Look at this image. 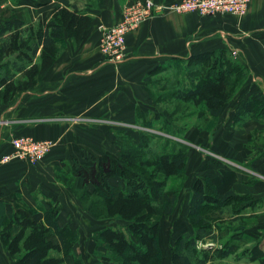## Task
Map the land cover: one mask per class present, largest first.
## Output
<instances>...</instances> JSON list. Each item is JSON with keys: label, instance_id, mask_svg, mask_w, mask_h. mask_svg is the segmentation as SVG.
Returning a JSON list of instances; mask_svg holds the SVG:
<instances>
[{"label": "crops", "instance_id": "crops-1", "mask_svg": "<svg viewBox=\"0 0 264 264\" xmlns=\"http://www.w3.org/2000/svg\"><path fill=\"white\" fill-rule=\"evenodd\" d=\"M70 1L93 19L90 28L85 30L81 43L76 45L74 40L67 36L56 61L43 77L42 88L35 87L36 89L24 92L14 104H6L5 108H0V214L12 213L27 204L25 201L30 203V179H33L31 172L39 171V168L46 166L48 162L50 167L55 166L64 158H76L80 154L83 155V152L98 155L94 151V126L78 128L64 122H49L74 119V115H15L26 97L47 99L53 96L78 103L81 100H89L82 87L107 86L109 82L105 81L113 76V80L118 81L121 86V104L126 101L140 103L144 97L141 80L159 65L228 49L232 58L247 68L248 75L224 106L220 116L213 118L209 115L214 121L212 129L195 128L189 132L197 135L198 148H190L186 170H193L197 166L199 176L209 177L220 195L233 191L240 198L237 208L239 212L233 213L231 217L234 219L230 220V223H218L222 227L216 229V240H208L207 243L200 241V245L209 248L215 246L216 249L221 241L218 235L225 236L229 233V237L222 238L217 248L229 245L235 249L230 254L222 258L217 256L206 264H264V118L246 117L238 123L233 119L242 100L249 98L258 89L264 91V0H251L244 16H202L194 12L173 11L157 14L127 34L125 59L115 64L107 62L101 54L100 26L118 23L123 18L126 7L135 0ZM154 1L171 4L181 0ZM58 4L59 0L51 5L48 13L42 15L43 18H47ZM40 16L41 14L34 17L37 19ZM94 81V84H89ZM130 81L134 86L133 91L127 89V82ZM79 93L83 94L85 99L80 97ZM85 118L109 120L90 116ZM15 122H26L28 125L17 129ZM73 128L77 129L80 138L74 142L67 138L64 141L66 146L56 143L59 138H65L67 131ZM21 131L36 139L53 140L54 153L35 164L20 158L3 161L5 155L13 152L12 142ZM87 142L89 144H86ZM75 149L76 154L71 152ZM100 152L99 155L108 154L103 150Z\"/></svg>", "mask_w": 264, "mask_h": 264}, {"label": "trees", "instance_id": "trees-1", "mask_svg": "<svg viewBox=\"0 0 264 264\" xmlns=\"http://www.w3.org/2000/svg\"><path fill=\"white\" fill-rule=\"evenodd\" d=\"M92 20L70 0H59L50 17H40L38 22L19 17L5 20L0 29V108L38 86L56 61L66 37L79 45ZM6 33L7 37H3ZM184 60L195 69L189 73V87L179 88L176 96L203 105L211 117L218 118L233 96L232 87L242 83L240 78L245 76L247 68L233 59L228 49ZM159 66L149 74L158 71ZM246 117L264 118L263 90H256L239 103L234 122ZM145 147L121 141L119 158L102 155L97 158L98 165L91 169L68 165L66 170L83 176L103 192L107 216H119L127 222V230L108 226L95 235V240L107 245L110 252L121 258L122 264H164L159 243L160 222L155 217L168 218L174 212L178 195L164 187L167 178L184 172L187 164L188 152L180 144L173 151L161 154L154 151L150 154L151 150L148 153ZM112 176H124L126 184L117 182L109 189L103 187L102 183ZM239 200L233 191L220 195L209 177L200 176L193 186L188 211L195 232L183 233L175 239L172 264H206L217 256L230 254L235 247H199V242L216 240L215 226L222 227L218 225L220 222H215L219 218L216 213L222 215L226 209L239 212V205L231 210V204ZM57 211L48 210L43 219L37 220L32 208L20 206L8 217L0 230L1 241L17 264L65 263L70 243L67 228L58 224ZM15 228L17 233L12 235ZM54 236L58 242L53 240ZM53 250L61 254L52 255Z\"/></svg>", "mask_w": 264, "mask_h": 264}, {"label": "rangeland", "instance_id": "rangeland-1", "mask_svg": "<svg viewBox=\"0 0 264 264\" xmlns=\"http://www.w3.org/2000/svg\"><path fill=\"white\" fill-rule=\"evenodd\" d=\"M57 1L0 0V29L5 20L13 17L38 22L39 18L48 13L51 5H54ZM40 14L41 16L37 19L34 17ZM7 35L8 33L4 34L3 37H7ZM1 66L2 64H0ZM159 67L161 68L154 74L150 75L147 73L141 80L144 97L140 103L126 101L124 104H121L120 101L123 100L121 98V86L118 81L113 80L112 76L105 81L109 82L106 84L107 86L90 85L86 88L82 87L84 95L89 97V100H81L77 103L70 100H66V102L65 100H60L61 97L55 98L53 96L47 99L26 97L15 112L17 116H38L49 113L71 114L74 115V119H57L49 122H64V124L78 128L80 126H94L96 130L94 151L98 155L83 152V155L80 154L81 156L79 155L76 158L69 159L66 157L55 166L50 167V162H48L46 166L40 167L39 171L31 172L33 179H30L32 188L30 189V194L32 199L30 203L25 201L27 204H24V206L33 209L34 217L37 220L43 219L48 210H58V224L60 227L67 228V239L68 243H70V250L64 264H122L121 258L110 252L107 245L95 240V235L101 229L108 226L128 229L127 222L121 217H109L106 215L104 198L101 194L103 192L100 193V189L93 182L85 180L83 176L75 174V172L73 174L67 173L68 165L84 166L91 169L98 165L97 158L102 156L99 155L102 150L108 153L106 155H109L111 158H119V142L121 141L122 143L132 142L138 147H145L147 145L145 148L148 153L151 150L150 154L153 151L156 154L171 152L177 144L184 146L187 152H189L191 147L198 148L196 145L198 141L197 135L189 134V132L195 130V128L205 129L207 127L212 129L214 126L213 119L210 118L209 113L205 111L203 105H195L191 101H183L176 96L179 88H186L191 84L189 73H191L192 69L194 71L195 68H192L194 65H188V60L182 59L166 62ZM247 75L248 70L245 76L240 78V82L243 83ZM42 80L36 86L37 89L42 88ZM95 82L89 84H94ZM130 83L132 81L127 82V89L133 91L134 86ZM240 86H233L232 92L236 93ZM79 94L80 97L85 99L83 94ZM17 100L11 102L10 105L14 104ZM75 116H79L80 118L77 117L79 118L77 119ZM88 116L100 117L102 120L107 118L109 120H87L85 117ZM49 122L47 121V123ZM26 125H28L26 122L14 123L17 129L23 128ZM76 130V128L68 130L65 138H59L56 143L66 146L64 141L67 138H71L70 142H74L80 138ZM25 131L18 133L17 137L32 136ZM143 137H145V140H143ZM86 144L89 143L87 142ZM53 147L43 157L44 159H47L50 154L54 153ZM72 148L70 149L72 150ZM76 149L78 150V144ZM76 149L71 152L76 154ZM199 175L200 172L197 166H195L193 170L185 169L181 174L167 178L166 180L164 189L176 192L178 196L175 210L168 218L155 217L160 222L159 243L164 264H172V245L175 239L183 233L193 234L195 232L192 220L188 217V211L192 189L196 180L200 177ZM123 178L124 176L109 177L107 183H102L103 187L109 189L117 182L125 185L126 183ZM142 191L144 190L142 189ZM238 205H240V202L231 204V210L233 211ZM18 208L12 213L0 214V230L4 227L8 217L13 215ZM224 212L222 215L216 213L219 218L215 222L230 223V220L234 219H231L234 214L231 213L230 209ZM242 222L245 223L243 220ZM215 227L217 229V226ZM17 230L15 228L12 235L16 234ZM218 237L221 241H219L216 248L219 247L222 238L229 237V233L225 236L219 234ZM53 240L55 242L59 241L57 236H54ZM199 246H202L200 242ZM51 254L57 255L61 253L53 250ZM0 264H17L16 258L12 257L3 246L1 235ZM211 264L218 263L212 262Z\"/></svg>", "mask_w": 264, "mask_h": 264}, {"label": "built area", "instance_id": "built-area-1", "mask_svg": "<svg viewBox=\"0 0 264 264\" xmlns=\"http://www.w3.org/2000/svg\"><path fill=\"white\" fill-rule=\"evenodd\" d=\"M251 0H181L171 4H160L154 0H135L124 11L123 18L112 26L101 25L100 51L109 63H121L126 55L127 34L143 21L157 14L173 11L194 12L199 15L230 14L244 16ZM236 54L237 52H233ZM14 150L3 157V161L20 158L35 164L54 146L51 139L40 140L32 136L17 137L13 140Z\"/></svg>", "mask_w": 264, "mask_h": 264}]
</instances>
